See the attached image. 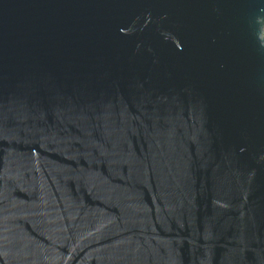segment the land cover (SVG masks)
<instances>
[{
    "label": "water",
    "instance_id": "1",
    "mask_svg": "<svg viewBox=\"0 0 264 264\" xmlns=\"http://www.w3.org/2000/svg\"><path fill=\"white\" fill-rule=\"evenodd\" d=\"M0 264H264V0H0Z\"/></svg>",
    "mask_w": 264,
    "mask_h": 264
}]
</instances>
